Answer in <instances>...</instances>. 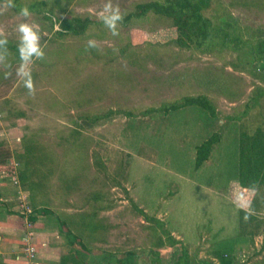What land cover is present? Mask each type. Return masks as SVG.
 <instances>
[{"label":"rangeland","instance_id":"obj_1","mask_svg":"<svg viewBox=\"0 0 264 264\" xmlns=\"http://www.w3.org/2000/svg\"><path fill=\"white\" fill-rule=\"evenodd\" d=\"M145 1L148 0H86L80 5L76 0L66 11L101 18L109 14L105 7L110 4L113 11L123 16ZM258 2L263 10L238 7L231 8V12L242 25L264 28V0ZM55 12L56 17L63 16L60 9ZM137 21L138 27H133L129 37L134 47L126 46L127 52L140 56L147 53L149 58L140 61L138 57L140 65H133L128 57L120 55L108 63L87 58L89 41L102 52L113 47V53L120 54L119 47L126 37L62 38L54 33L59 23L50 30V21H44L37 13L30 12L25 18L9 3L0 2V38L19 39L17 25L28 23L38 31L44 52L42 59L33 58L25 68L34 93H29L25 78L20 76L10 85H0V140L17 152L23 149L25 136L33 137L56 149L59 166L69 165L70 172L80 168L79 160L85 151L89 153L92 167L81 176L79 188L70 194L49 189L45 200L55 211L74 213L88 208L95 190L105 193L114 207L101 216H106L113 227L108 242L95 246L94 253L100 261L111 251H119L111 256L116 258L125 249L139 251L136 260L140 264H151L150 257L163 256L168 261L175 247L156 249L158 254L153 255L142 251L151 246L155 223L140 213L139 209H143L161 220L167 234L171 232L198 259L210 258L212 248L216 255L231 256L243 249L240 261L264 264V252L256 255L255 244L246 245L253 240L250 232L254 224L248 220L246 231L242 230L246 218L237 201L240 203L244 194L235 196L233 189L236 180L251 177V165L255 172L257 165L264 163V81L254 74L261 72L262 62L253 60L258 37L239 57L234 52L225 56L218 52L217 57L195 54L177 64L168 62V53L175 50L167 44L159 47L163 56L160 64L152 57L156 50L147 43H168L177 37L176 27L154 18ZM248 34L246 31L244 36ZM235 36L238 45L241 39L237 33ZM7 63L0 59V71H7ZM258 86L263 87L253 92ZM201 92L209 94L217 109L215 114L201 105L163 109L173 101H183L186 94ZM7 99L23 108L26 116L8 118ZM111 109L110 116L99 120ZM85 113H92V122L99 121L91 126L84 123L85 136L80 140L84 148L79 145L77 152L69 153L71 129L83 122ZM208 139L214 142L207 152L208 159L199 166L197 150ZM94 151L103 163L101 168L94 165ZM11 160L18 163L16 157ZM59 166L52 177L57 185L62 173ZM36 222L40 227L58 224L51 214L38 216ZM27 230L26 227L24 237ZM52 240L58 241L61 254L67 250L61 237ZM35 241L41 245V241Z\"/></svg>","mask_w":264,"mask_h":264},{"label":"trees","instance_id":"obj_2","mask_svg":"<svg viewBox=\"0 0 264 264\" xmlns=\"http://www.w3.org/2000/svg\"><path fill=\"white\" fill-rule=\"evenodd\" d=\"M75 0H11V7L17 13L21 8L27 7L29 12H35L44 21H50V30L54 29L56 23H59V29H56L54 33L62 38L81 37L83 39H90L92 37H107L112 36V32L104 24L102 17L98 18L93 15H80L77 13H67V7ZM259 0H148L145 2H139L136 4V8L133 11L123 14L122 19L117 21V31L120 39L126 37V42L123 46L119 47L120 54L113 53V47H108L106 51H101L96 45L95 47L87 48L89 55L87 58L90 60H104L108 63L115 61L118 56L122 55L130 59V63L133 65H140L137 63L138 57L141 60H146L147 53L140 56L136 53H128L127 47L133 48L134 45L130 42L131 31L133 27H138L137 20H145L154 18L155 20H163L168 27H176L177 37L168 41V43H152L148 41V46L155 51L156 63H160L163 60V56L160 55V46L164 47L168 44V48L173 47L172 51L168 53V62L171 64L188 61L194 57L195 54L205 55L210 54L217 57L218 52H222L225 56L228 52H234L237 57L242 52H246L249 46L253 44L254 37H258L254 41V61H261V72H255V76L264 81V28H255L252 26L242 25L238 19L234 17L231 12V8L249 7L262 9ZM0 2H7L9 0H0ZM55 9H60L63 12V16L56 17ZM66 15H65V14ZM136 24V25H135ZM166 26V27H167ZM246 31L249 33L248 37L244 36ZM235 33L238 34V38L241 39L240 43L235 44ZM239 33L241 36L239 37ZM253 34V36H252ZM130 37V38H129ZM129 38V41H128ZM1 39V38H0ZM3 39V38H2ZM8 43L6 46H0V56L3 60L7 61V71H0V85H10L17 79V70L20 68L21 61L18 52L19 39L6 38ZM145 44V43H143ZM143 44H138L139 46ZM127 46V47H126ZM5 48L7 51L5 52ZM108 51V53H107ZM186 52H190L188 55ZM128 53V54H127ZM165 55V54H163ZM223 58V57H222ZM139 61V62H140ZM237 68V63L233 62ZM230 65V63H229ZM10 73V75H6ZM263 86L254 87L253 92ZM264 88V87H263ZM183 101H173L170 106L163 109L177 110L181 106L187 105H201L204 108L211 109L213 114L216 112V108L213 107L212 99L209 94L197 93L186 94L182 96ZM234 101V100H233ZM7 112L8 118H18L26 116V111L19 107L11 99H7ZM120 110V109H119ZM113 109L109 110L107 114L101 116L99 120L104 117H108ZM96 117V116H94ZM83 122H77L76 126L71 129L68 141L71 142L68 152H74L78 150V146L81 145L84 148V144L80 140L85 136V130L83 129L84 123L87 125H94L99 120L93 121L92 113H85L82 117ZM213 140L208 139L199 146L197 150V164L200 166L205 160L208 159V153L211 151ZM12 151L11 148L6 147L4 142L0 140V171L8 169V163L12 157H16L19 163V177L21 185L24 190L30 196L31 202L34 207L35 215H31L32 220H37L40 215H54L57 219V227L59 237L63 239V247L67 248L65 252L61 254L59 261L54 264H139L136 260V256L139 251L135 249H125L121 251L122 254L116 258L119 251H111V255L103 257L104 260L100 261L98 254L94 253L96 245L105 244L108 242V233L113 227L109 219L106 216H101V213L108 211L114 207V204L107 199L105 193L100 190H95L90 196L89 205L86 209H81L74 213L67 211H55L46 204L45 194L49 189L55 188V190L63 191L65 194H70L74 189L79 188L80 179L83 173L86 175L89 173L91 166L89 153L85 151V156L79 160L75 167L74 172L69 170V165L60 167V157L56 149L51 146L44 145L37 141L33 137L25 136L23 141V149L21 151ZM87 152V154H86ZM94 165L101 168L103 163L97 158L96 152H93ZM59 166L62 169L60 184L57 185L52 182V177L56 172V167ZM1 201V196H0ZM1 204V202H0ZM140 213L144 217L152 222H155L153 227V237L151 238V246L143 249V252L149 255L158 254L156 249H161L166 246L175 247L172 254L169 256L166 262L162 257L156 259L150 257L151 264H247V262L240 261L238 254L231 256L228 253L216 255L213 248L210 249L212 257L218 258L219 263H215L212 259H198L192 255L189 248L186 245L182 246V243L176 239L171 232L166 231L165 224L157 219V217L150 216L143 209H139ZM241 214L247 217L246 223L242 222V230L246 231V226L249 222L254 224L252 231V237L258 232L261 221L259 219L241 210ZM244 223V224H243ZM158 233H160L158 235ZM57 242V240H55ZM179 244L180 247H179ZM212 250V252H211ZM110 251V250H108ZM214 252V255H213ZM239 261V262H238ZM259 264V263H256Z\"/></svg>","mask_w":264,"mask_h":264},{"label":"crops","instance_id":"obj_3","mask_svg":"<svg viewBox=\"0 0 264 264\" xmlns=\"http://www.w3.org/2000/svg\"><path fill=\"white\" fill-rule=\"evenodd\" d=\"M77 1H80V5L86 4V0ZM222 122L225 123V120H222ZM249 174L251 176L249 178L250 180H236L233 184V189L236 191L234 194L235 196L236 194L237 196L244 194V196L240 198V204H243L244 207H239V209L249 212L261 221L258 232L252 237L253 240L250 239L246 244L247 246L255 244L254 246H256V248L254 253L260 255V253L262 254V252H264V163L263 165H257L255 172L251 165ZM0 196V264H18L16 257L21 253L23 247L25 219L16 209L18 203L17 188L11 185L9 178L4 177L1 173ZM58 231V227H40L37 225V240L41 241L40 258L42 264L56 263L61 257V246L57 244L58 241L52 240L53 237H59ZM242 252H244L243 249H241L239 253ZM239 253L238 257L240 260L242 257L239 256ZM262 258L261 256L255 260H260ZM208 259H212L215 263H219L218 258L212 257V255Z\"/></svg>","mask_w":264,"mask_h":264},{"label":"clouds","instance_id":"obj_4","mask_svg":"<svg viewBox=\"0 0 264 264\" xmlns=\"http://www.w3.org/2000/svg\"><path fill=\"white\" fill-rule=\"evenodd\" d=\"M9 5L11 6V0H9ZM105 12H108V15L102 16L104 24L109 28L112 32V35H118L117 31V21H120L122 17L120 16L118 11H113L111 9V5H106ZM22 17H28L30 12L27 7L21 8L19 13ZM16 31L19 34V44H18V52L21 61L20 68L17 70V75L25 78L24 85L29 90V93H34L35 89L33 86V82L30 74L25 71V68L33 61V58L42 59L44 56V52L40 46V36L38 31L35 29L34 25H30L28 23H20L17 25ZM8 43L6 38L0 39V46H6ZM95 43L93 41H89V47H95ZM7 49L5 48V52ZM3 57L0 56V59ZM10 75V73L6 74ZM239 207H244L243 204H240L237 201ZM247 219V217H245Z\"/></svg>","mask_w":264,"mask_h":264},{"label":"built area","instance_id":"obj_5","mask_svg":"<svg viewBox=\"0 0 264 264\" xmlns=\"http://www.w3.org/2000/svg\"><path fill=\"white\" fill-rule=\"evenodd\" d=\"M1 175L9 178L11 185L18 190V203L16 209L25 219V231L27 234L23 237V248L21 253L16 257L18 264H42L40 258V245L35 241L37 239V222L31 219L35 214L33 205L28 193L23 189L19 177L18 163L11 160L8 163V169L0 171Z\"/></svg>","mask_w":264,"mask_h":264}]
</instances>
